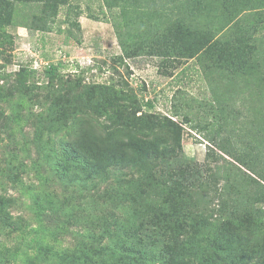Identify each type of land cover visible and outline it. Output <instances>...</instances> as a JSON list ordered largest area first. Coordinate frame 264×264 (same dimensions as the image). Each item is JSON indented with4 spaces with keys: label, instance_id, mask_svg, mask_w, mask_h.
<instances>
[{
    "label": "trees",
    "instance_id": "1",
    "mask_svg": "<svg viewBox=\"0 0 264 264\" xmlns=\"http://www.w3.org/2000/svg\"><path fill=\"white\" fill-rule=\"evenodd\" d=\"M31 1L40 5L32 15ZM101 3L118 9V25L125 28L118 30L120 61L142 54L197 60L213 100V121L202 130L212 133L209 142L225 164L181 159V125L156 114L137 115L141 105L125 82L86 85L79 77L65 80L59 64L48 66L43 89L50 103L37 114L29 107L40 165L67 186L115 196L128 211L106 208L100 229L93 231L91 256L84 250L78 256L62 253L51 264H264V0ZM60 9L67 17L82 13L71 0H0V55L12 45L7 27L48 31ZM34 73L21 66L11 90L5 93L7 84L0 85V103L11 111L3 114L0 106V126L9 131L19 126L14 124L21 110L12 92L28 95L29 104L39 100L30 83ZM241 88L246 96L239 97L250 102L245 111L226 101ZM25 168L11 157L0 175L18 183ZM13 204L0 193V236L17 234L25 247L40 250L49 228L40 220L28 229L26 219L11 214ZM34 204L37 218L53 214L61 222L40 197Z\"/></svg>",
    "mask_w": 264,
    "mask_h": 264
},
{
    "label": "rangeland",
    "instance_id": "2",
    "mask_svg": "<svg viewBox=\"0 0 264 264\" xmlns=\"http://www.w3.org/2000/svg\"><path fill=\"white\" fill-rule=\"evenodd\" d=\"M71 2L80 7L81 15L75 18L71 13L67 17L66 10L60 9L55 21L49 23L48 31L23 28L25 32L22 30V34H18L20 27L6 29L12 37V45H6V51L0 55V85L7 84L5 93L11 90L13 74L25 66L35 71L30 83L40 97L29 104L28 95L21 97L12 92L13 100L21 102L20 120L14 124L19 125L13 127L14 131L0 126V166L14 157L26 168L18 183L0 175V193L14 199L11 214L26 219L28 229H35L41 220L50 233L43 238L45 246L38 251L25 247L17 234L0 236V264H5V258H11L12 254L16 259L12 256L11 264H51L56 263L62 253L78 256L83 250L86 256H91L89 249L95 245L93 231L100 229L106 208L124 214L128 212L125 202H115V196L96 197L94 192H83L79 185L67 186L52 175L49 166L40 165L43 161L33 143L35 130L29 121V107L37 114L42 106L49 105L50 99L45 97L43 89L47 86L43 70L50 65L59 64V73L65 80L79 77L86 85L125 82L141 105L137 115L156 114L181 125V159L193 164L208 162L212 167L225 164L216 157L217 151L209 142L212 133L202 130L206 122L213 121L214 115L208 108L213 100L208 77L197 60L142 54L120 61L122 50L118 30L124 32L125 28L118 25V9H104L101 0ZM28 9L32 15L40 10V5L31 1ZM209 76V79L220 78L217 74V77ZM53 84L54 89L60 85L57 80ZM240 90L238 96H228L226 101L229 107L245 111L250 102L248 98L244 101L239 97L246 96L244 90ZM0 106L3 114H11L8 104L0 103ZM207 155L214 156L207 158ZM38 197L56 209L61 222L56 221L53 214L37 218L34 201ZM29 256H35L33 262L27 260Z\"/></svg>",
    "mask_w": 264,
    "mask_h": 264
},
{
    "label": "crops",
    "instance_id": "3",
    "mask_svg": "<svg viewBox=\"0 0 264 264\" xmlns=\"http://www.w3.org/2000/svg\"><path fill=\"white\" fill-rule=\"evenodd\" d=\"M18 30H20V31H18V32H20V33H18V34H22V32L25 30V29H23L22 27H20V28H18ZM23 30V31H22ZM25 32V31H24Z\"/></svg>",
    "mask_w": 264,
    "mask_h": 264
}]
</instances>
